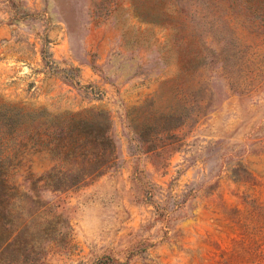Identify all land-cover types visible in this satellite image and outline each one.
I'll return each instance as SVG.
<instances>
[{
    "label": "rangeland",
    "instance_id": "rangeland-1",
    "mask_svg": "<svg viewBox=\"0 0 264 264\" xmlns=\"http://www.w3.org/2000/svg\"><path fill=\"white\" fill-rule=\"evenodd\" d=\"M101 112L115 164L31 191ZM0 159L34 264H264V0H0Z\"/></svg>",
    "mask_w": 264,
    "mask_h": 264
},
{
    "label": "trees",
    "instance_id": "trees-1",
    "mask_svg": "<svg viewBox=\"0 0 264 264\" xmlns=\"http://www.w3.org/2000/svg\"><path fill=\"white\" fill-rule=\"evenodd\" d=\"M205 45L208 46L207 43ZM101 115L106 117L107 114L101 112ZM111 128V121L107 116L105 122L93 119L76 123L65 137L60 131L57 149L60 157L72 158V166L64 168L55 165L40 176L28 170L25 177V183L30 184L28 188L33 192L38 189L68 191L88 179L104 174L116 161V145L111 136ZM1 163H5V160L0 159V264H14V260L20 256L31 259L34 264L40 259L36 257L43 256L46 250V245H38L31 238L32 225L39 211L21 219L19 224L10 219L15 215L12 206L16 199L14 192L18 191L17 184L14 183L17 173L4 169Z\"/></svg>",
    "mask_w": 264,
    "mask_h": 264
}]
</instances>
